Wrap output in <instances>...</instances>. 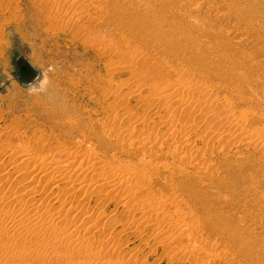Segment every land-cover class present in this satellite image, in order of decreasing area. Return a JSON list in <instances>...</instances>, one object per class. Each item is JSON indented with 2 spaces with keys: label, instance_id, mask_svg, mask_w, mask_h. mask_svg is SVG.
I'll use <instances>...</instances> for the list:
<instances>
[{
  "label": "rangeland",
  "instance_id": "1",
  "mask_svg": "<svg viewBox=\"0 0 264 264\" xmlns=\"http://www.w3.org/2000/svg\"><path fill=\"white\" fill-rule=\"evenodd\" d=\"M154 1L156 0H120L121 3L118 2L120 6L122 7V3L124 4V8L122 7L123 11L120 10V19L123 21H121V25L120 23H117L118 27L115 24L112 25V27L111 25L110 27L105 25L104 28H100L101 23L97 21L96 18L101 15V12L98 10L97 12L93 9H90L91 11H89L88 9V13H91V17L93 18L91 19V17H87L84 10L82 12V8L77 9L74 7V10L69 1H67L69 3L65 1L67 3L66 4L64 3V0H56V2L55 0L54 2L53 0L52 2L51 0H0V164H2L3 161V164L7 163L9 159L8 152L5 151L6 149L4 148L7 145L6 139L9 134V137L13 138V140H10H12L15 145L20 144L24 147H31L32 145L33 148H36L37 146L39 147L38 144L42 142L44 144L43 149H45V152L48 153L55 152L57 148V151L63 149L64 151L62 152H69V154L71 152L75 154L80 152L78 157L82 160L78 158L77 164L83 161L81 163L83 168H88L87 166H89L94 160L97 162L101 161V163L105 165H102L103 167H106L108 164H111V167L112 165L113 167H116L117 164V167L137 165L143 168L145 164V169L158 167V170H162L164 173V177H152L154 182H156L155 185L158 189L164 182L166 175L169 174L168 172H171L170 170H172V167H178V165L181 166V164L186 166V168L188 167L184 160L179 159L181 155L178 157L175 156V153L179 150H183V147L187 149L186 145V147L180 145L182 144L181 141L184 139L182 136H184L186 132L193 131L189 134L191 136L193 135L192 137L194 140L199 137L196 141H194L195 143L197 142L199 151L197 154L193 151L192 153L194 156L199 155L200 150L202 152L201 156H204V154L207 153L206 148H204V150L200 149V147H205L203 144L204 140L201 137L204 133H206L204 130L212 129L215 121L210 115L214 114L216 109L218 111H222L221 109L226 110V107L228 106V108L233 107L232 109L235 107L234 110L238 112H245L247 110L249 113L256 112L255 116L247 121V125L251 127L260 126V128L264 126V23L258 22L249 13H246L249 20L247 17L246 21L239 18L238 13L240 11H237L236 6L230 8L227 1L224 3L220 0H210L205 3H201V0H190V2L189 0H166L169 2L170 8L173 12L179 14L180 16L183 13L185 14V20L179 18L174 19L173 14H171L173 12H170L169 9L162 10L161 18H163V14L165 18L167 15H169V17L167 16L166 19L160 18L158 21L156 18L151 17L153 9L152 6L155 5ZM58 4L63 5L61 7H64L66 4L64 8L59 7L62 9H60L61 13L59 12ZM57 9L59 13L57 12ZM155 9L160 8L156 6ZM78 11L84 14H81ZM167 11H169V14H167ZM75 13L79 15L77 16ZM149 13L150 16H148ZM259 14L260 13H258V15ZM83 15L85 16L83 17ZM139 16L145 17L140 18ZM76 19H78L79 23ZM131 23L133 25L135 23L156 24L153 28L154 32L162 30L167 32L168 36L163 40H159L154 37L152 38L155 40L145 39L135 33L137 31L135 30L137 25L133 26ZM96 24H99L98 29L96 28L98 27ZM84 25H86V27H84ZM115 45L119 50L115 48ZM20 46H24L29 50V59L37 67L42 68L47 75V83L42 85L40 84L41 86H36L35 91L31 94L27 92L25 86L22 85L15 76L14 61L15 58L22 53L19 49ZM116 53H119V55ZM140 59L141 61H139ZM143 61H147L145 62V65L142 64L144 67L140 66ZM49 65L53 66L52 71H47ZM159 69L162 70V73ZM203 81H206L205 83L209 85H206ZM176 83L181 84V90L178 88L180 87L179 84L177 89L176 87L173 88L172 85H176ZM184 83L187 84L183 85L185 88L190 85L192 86L193 89L191 90H194V93L193 91L191 92L194 95H190L186 91L185 93H187V95L184 93V87L182 86ZM200 83H204L201 85H204L205 89H203V86L199 88ZM211 84L214 88L210 87L209 91L207 87L211 86ZM194 85L195 87L197 86L196 88H198L199 91L194 87ZM170 87L172 89H166ZM194 88L199 92L198 94H195L196 90ZM174 89L178 92L181 91L179 92L181 98H179L178 92ZM203 91L205 93H202ZM155 92L158 95L155 94ZM168 92L172 94H168ZM210 93L211 95H213V93H217L218 95L220 94L219 96L214 94L215 96L213 95V99L215 97H219L221 100L223 98L224 99L222 102L219 101V103L218 99L213 101ZM166 94L168 96L172 95L173 97L171 96V98L174 101L175 98L177 100V97L180 100L183 98L187 100V97H189L188 101L185 99L183 100L187 104L190 100H192V102L190 101V104H188L189 106L187 104H183V100L180 104L177 101L174 103V101L170 99V97L168 98ZM150 95H155L156 98ZM164 95L167 99L164 98ZM194 97L197 98L194 99ZM201 97L205 98L203 99L205 100L204 103H202ZM163 98L167 101L169 99L171 103L170 101L164 102L169 103L170 105H172L173 102L174 106H169V104H166L168 105L166 106L161 100ZM199 98L201 99V102L199 101ZM155 100L157 102H155ZM196 100L203 105H198L199 103H197ZM226 100L229 102L225 103L224 101ZM213 102H216L215 105ZM194 104H197V107H195ZM210 104L215 107H210ZM177 105H179L180 109H178ZM191 106L195 107L198 111L194 108L192 109ZM168 107H171L172 109H169ZM183 107L186 108L183 110ZM190 107V111L192 112L195 110V113L197 111L198 115L197 113H192L191 115V112L188 109ZM204 107L206 110H204ZM219 107L221 109H219ZM240 108L241 111L239 110ZM176 109L178 110L177 112ZM185 109H188L189 112L186 110L187 113H185ZM208 109L210 111L212 110V112L209 113L207 111ZM200 110L203 111V113L200 112ZM204 111L205 113L206 111L208 112V114L206 113L207 116L203 115ZM199 114H202L201 118ZM189 115L192 116L191 118H193L195 122H192L194 120L189 118ZM197 116H199V118H196ZM258 116L263 118H258ZM118 117H120L119 120ZM209 117H212L213 120H210ZM155 118L157 120H155ZM202 118L204 121L201 120ZM206 118L210 120L211 127H206V124H210L209 121L207 123ZM115 119L118 120V123ZM153 119L156 122L158 121L159 126H157L158 124H156ZM171 119H174V121ZM165 120L168 122L165 123ZM173 122L174 125L172 124ZM146 123H148L146 125L147 128H144ZM196 125L198 127H196ZM112 129L114 130L112 131ZM147 130L149 131L147 132ZM201 130H203V133H201ZM196 136L197 138H195ZM119 137L121 138L119 139ZM175 141H178V144L182 148L180 146H175L177 145L175 144ZM1 144L5 146H2ZM24 144H26V146ZM143 147L146 148L142 149ZM1 149L5 150L3 151ZM139 150H141L142 153L138 152ZM92 151L96 152L98 157L96 156L95 159L91 160L87 156H89V153ZM6 152L7 154L4 155ZM80 154L81 156H79ZM143 155L146 157L145 159ZM149 155L151 158H149ZM247 156V159L242 161L239 165L233 163L231 166L225 165L221 168L222 174L226 175H223L226 182H220L219 186L222 189L215 184L212 192L214 194H218L217 196L220 198L227 197L228 200L233 201L235 208H240L241 205L242 208L246 207V210L250 212L248 213L250 217L264 219V167L258 161L256 156ZM152 157H154V159ZM175 159H177V161H175ZM87 160H90L91 162H88ZM84 161H87L88 163H85ZM126 163H128V165ZM150 164H154V166H151ZM161 165L166 169L169 167V170L165 171L166 169L162 168ZM110 166L108 165L109 170L111 168ZM187 169L190 170L191 166ZM15 176V173L12 174V177ZM224 178L223 180H225ZM257 184H259V186H257ZM254 185H256V187ZM217 186L222 192L215 189ZM164 190V193H170L169 190ZM81 197L78 194L74 197L75 199L71 197L69 202H85L83 206L86 209H90L89 214L92 216L91 218H95V215L97 217V214L103 210H106L108 213L115 212V208L118 207H116L117 204L115 205V203H105L97 198H93L92 202L88 204V199L82 200V198L85 199L86 195H83L82 198ZM77 198H81V200H78ZM97 201H99V204L95 203ZM83 206L78 213L79 224L80 221L87 218L84 217L83 212L85 209ZM90 207H93L94 209ZM227 210L235 212L232 208ZM118 214L120 215V213ZM121 216L126 218L124 213L121 214ZM105 220L106 219H104V222ZM102 224L100 225L101 228L108 227L106 226V222L103 225ZM62 226L64 225H60V228H63ZM111 230L113 234L116 233L117 235L118 233L120 234L121 227L118 226L117 231H115V227ZM95 233L97 234L98 231H95ZM42 235L43 234H39L36 237L38 238L37 240L41 242H38V244H41L39 247L41 251L37 249V244L35 242H33L35 245H33V243H25L22 244L23 246L21 245L24 249L21 248L22 250H20L22 254L24 252L23 255H25L26 258H18L17 256H12L10 253L9 254L11 256L5 252H1L3 254L0 256V264H60L57 256H55L57 254L52 251L53 249L51 250L52 247L48 246V249L45 248L44 250V244H42V240H40L43 238ZM48 235L50 234H47V236ZM151 235L152 239L149 241L150 246L147 247L145 245H140L139 242L134 244L136 247L139 244V248L143 249H138V254L139 256L143 255L142 260L146 264H206V261L203 258L195 257V259L194 257H191L190 253L188 254L184 251L182 252V250L176 254L164 253L161 248L152 252L150 249L155 247L156 234L153 233ZM118 237L122 238V240H126V237L121 234L120 236L118 235ZM161 237L167 238V234L162 233ZM8 243L13 244L15 242H10L9 240ZM177 246L181 247L183 245L179 243ZM30 253H32V255ZM37 254H41V256L38 257ZM6 255L8 256L6 257ZM5 257L7 258V261ZM61 263L63 264V262Z\"/></svg>",
  "mask_w": 264,
  "mask_h": 264
},
{
  "label": "bare ground",
  "instance_id": "2",
  "mask_svg": "<svg viewBox=\"0 0 264 264\" xmlns=\"http://www.w3.org/2000/svg\"><path fill=\"white\" fill-rule=\"evenodd\" d=\"M65 1L66 2L69 1L71 6H73V8L74 7L77 9L82 8V12L84 10V13H86L87 17H89V18L91 17V13H88L89 11H91L90 9H93L96 11L98 10L99 12H101V15L97 16V18H96V20L101 23L100 28H104L105 25H107L108 27H110V25H111V27H112V25L116 24V26H117V23H120V25H121V23L123 22L120 19V10H122V7L124 8V4L122 3V7H121L120 4L118 3V2H120V0H64V3H66ZM207 1L209 2L210 0H201V3H205ZM220 1H222L224 3L227 1L228 6H230V8L236 6L237 11H240L238 13L239 18H242L246 21V17H247L246 13H249L258 22L264 23V0H220ZM51 2H52V0H51ZM53 2H54V0H53ZM55 2H56V0H55ZM69 2H67V3H69ZM189 2H190V0H189ZM154 3L160 9H155L156 6L153 5L151 17L156 18L158 21L162 17V10H169L170 9V12L171 11L173 12V10L170 8L169 2L166 0H156V1H154ZM66 4H65V6H66ZM77 5H79L80 7ZM56 6H57V4H56ZM61 6H63V5H59L58 8ZM215 6H216V3H215ZM64 7H61V8H64ZM189 7H190V5H189ZM61 8H59L60 13H61V11H60ZM75 8H74V10H75ZM88 9H89V11H88ZM139 9H141V8H139ZM143 9H146V8H143ZM71 10H72V7H71ZM188 11H190V10H188ZM57 12H58V9H57ZM78 12L81 14H84L80 11H78ZM167 12H168L167 14H169V11H167ZM66 13H68V12H66ZM77 13H75V14L77 15ZM258 13H260V14L258 15ZM96 14H98V13H96ZM171 14H173L174 19L179 18V19L185 20V14L184 13L181 16L179 14H176L175 12H173ZM220 14H222V13H220ZM58 15H60V14H58ZM138 15H139V13H138ZM84 16L85 15H83V17ZM148 16H150V13L148 14ZM167 16L169 17V15H167ZM167 16H166V18H167ZM139 17L142 18L145 16H139ZM164 18H165V16L163 14V18H161V19H164ZM91 19H93V18L91 17ZM247 19H248V17H247ZM76 20L78 21V19H76ZM84 21H85V19H84ZM91 21H93V20H91ZM124 21H125V19H124ZM78 23H79V21H78ZM131 25H133V24L131 23ZM135 25H137V27L135 29L137 31L136 32L134 30L133 31L145 39L149 40V39H153L152 37H154L156 39L163 40L164 38H166L168 36V33L164 32L162 30H157L154 32L153 28L156 26V24L135 23L133 26H135ZM97 26L98 27H96V26L95 27L98 29L99 24ZM127 26H128V24H127ZM191 26H192V24H191ZM84 27H86V25H84ZM79 29H80V27H79ZM94 40H95V38H94ZM120 40H122V39H120ZM153 40H155V39H153ZM110 41H109V43H110ZM112 42H113V40H112ZM106 45H108V44H106ZM164 45H166V44H164ZM112 48H111V50H112ZM115 48H117L116 45H115ZM164 48H165V46H164ZM19 49L23 53V54L21 53L19 55H24L27 59H29V56H28L29 50L27 48H25L24 46H20ZM139 51H140V49H139ZM125 52H126V50H125ZM116 54L119 55V53H116ZM195 58H196V56H195ZM146 60H147V58H146ZM139 61H141V59ZM205 61H207V60H205ZM145 62H147V61L141 62L140 66H143L142 64L145 65ZM146 66H147V64H146ZM37 68H39L41 73H42V68H40V67H37ZM155 69H156V67H155ZM150 70H152V69H150ZM160 72L162 73V70H160ZM41 73H40V75H41ZM15 76L17 78L16 68H15ZM40 78H41V80L44 79V77L42 75L40 76ZM17 80L19 81L18 78H17ZM162 82H164V81H162ZM169 83H170V81H169ZM192 83H194V82H192ZM204 83H200L199 88H201V86H203V89H205L204 85H201ZM40 84L41 83L38 82L36 84V86H38ZM178 84H179V86L181 85L180 83H176L177 86L172 85L173 88L176 87V89H177ZM22 85L26 86V84H22ZM183 85H187V84L184 83V84H182V86ZM206 85H209V84H206ZM194 87H195V85H194ZM210 87L214 88V86H212V84H211V86L207 87L209 91H210V89H209ZM178 88H180L179 90H181L182 87L180 86ZM166 89H172V88L170 87V88H166ZM176 89H174V90H176ZM191 89H193L191 85L186 87V88L185 87L183 88L184 93L186 91L188 94L192 95L194 93V90H191ZM196 89H198V88H196ZM174 90H173V93H174ZM191 91H193V93ZM198 91H199V89H198ZM198 91L196 90L197 93L195 92V94H198L199 93ZM214 91H215V89H214ZM176 92H178V91L176 90ZM179 92H181V91H179ZM179 92H178V94H179ZM187 93H185V94L187 95ZM202 93H205V92L203 91ZM211 93H210V95H211ZM155 94H157V93L155 92ZM168 94H172V93L168 92ZM214 94L215 93H213V95ZM210 95H208V96H210ZM213 95H211L212 99H213ZM215 95H218V94L216 93ZM150 96L155 97V95H150ZM166 96L168 98L170 97V99H172L171 98L172 95L168 96L166 94ZM166 96L164 98H166ZM201 96H202V94H201ZM205 96H207V95H205ZM197 97H199V96H197ZM197 97H194V99ZM179 98H181L180 94H179ZM179 98L177 97V100L175 98V101L179 102V104H180V103H182V100L185 98H183L181 100ZM146 99H147V97H146ZM163 99H161L162 102L167 101V100H165V99L163 100ZM203 99H205V98H202V103H204V101H205ZM212 99H211V101H212ZM215 99L216 100L218 99V103H219V101L222 102V100L224 98L221 100L219 97H217V98L215 97L213 99V101ZM188 100H189V97H187L186 101H188ZM168 101H170V100L168 99ZM175 101H174V103H175ZM190 101L192 102V100H190ZM190 101L188 104H190ZM199 101L201 102V99ZM208 101H206V102H208ZM259 101H258V103H259ZM155 102H157V101L155 100ZM184 102H183V104H187L186 102L185 103ZM224 102L226 103L229 101L226 100ZM164 103H165V105L169 104L166 102H164ZM164 103H163V105H164ZM170 103H171V101H170ZM197 103H199V102L197 101ZM202 103L201 104L199 103L198 105L202 106L203 105ZM213 103H211V104H213ZM215 103H214V105H215ZM158 104H159V102H158ZM211 104H210V107L213 106V105L211 106ZM223 105H225V104H223ZM166 106H168V105H166ZM169 106H174L173 102H172V105L169 104ZM177 106H178V109H180L179 105H177ZM194 106L197 107V104L196 105L194 104ZM205 106H207V105H205ZM216 106H217V104H216ZM191 107L188 108L189 111L191 110ZM195 107H192V109L193 108L195 109ZM213 107H215V106H213ZM220 107H219V109L222 108V107L221 108ZM184 108H186V107H183V110H184ZM226 108H225L226 110L221 109L222 111H218L216 109V112L214 114H212V115L209 114L210 116H212L214 118L215 123L213 124V127L210 130H204L205 127L203 128L204 132L206 131V133H204L201 138H203V140H204L203 144L205 147H203V148L200 147V149H202V150H204V148L207 149V153H205L204 156L203 155L201 156V153H202L201 150H200L199 155L194 156V154L192 153L193 151L196 152L195 154H197V152H199L198 151V144H197V142L196 143L194 142L199 137L197 138V136H196L195 138H197V139L194 140L192 137L193 135L191 136L189 134V133H192L193 131L186 132L184 134V136H182V134H181V136L184 139H183V141L180 140L182 142V144H180V145H183V146L186 145L187 147L186 146L185 147L187 149H185L183 147V150H181V151L179 150L177 152L175 151L176 152L175 156L178 157L179 155H181L180 156L181 158L179 157V159L184 160L186 162V164L188 165L187 168H189V166H191V169L190 170L187 169L186 166H183L182 164H181V166H183V167H181L179 165H178V167H176V166L174 168L172 167V170H170L171 172H168L169 174L166 175L164 182L162 184L159 183L161 185H160V188H158V189H157V186L155 185L156 182H154V180L152 178L153 176H159L160 178L162 176L164 177V173L162 172V170L161 171L158 170V167L157 168H154V167L151 168L149 166L150 168H147L148 169L147 170V169H145L146 164L143 168L141 166H137V165L136 166H129V167L128 166L126 167L124 165L125 167H122V166L117 167V165H118L117 164L116 167H113V165H112V167H113L112 168L110 166L111 164L106 163L111 167L109 170L108 165L106 167H103L105 165H103L100 160H99L100 162H97L95 160L91 162L90 160L89 161L87 160L88 162H91V164L89 163L90 165L87 166L88 168H85V167L83 168V166L81 165V163L83 161H81V163L77 164L78 158L81 159L80 157H78V154L80 152L77 154L71 152L69 154V152L68 153L62 152V151H64L63 149L57 151L58 148L57 149L55 148L56 149L55 152L48 153V152H45V149H43L44 144L42 142L40 143L41 145L38 144L39 147L37 146L36 148H33L31 144H30L31 147H27L26 144H24L26 146V147H24L23 145L21 146L19 143H18L19 145H15L12 141L13 138H10L9 134L7 132V134H8L7 139H6L8 141V143L6 141L7 145L5 146V145L1 144L2 146H5L4 148L6 150L5 149L4 150L8 152L9 159H8L7 163L3 164L4 161L3 162L1 161L2 164H0V256H1V254H3L1 252H5L7 254H9V253L12 254V256L13 255L15 257L17 256L18 258H24L25 257V255H23L24 252H23V254L21 253V250L24 249V247H21V245L25 244V243L28 244V243H33V242H35L37 244L36 245L37 249L41 251V249H39L41 244H38V242H40V241L37 240L38 238H36V237L39 234L40 235L43 234L42 235L43 238L40 240H42V244H44V250L48 246L52 247L51 250L53 249L52 251H54L57 254L55 256H57L58 262L60 264H62L61 262H63V264H146L142 260L143 255L141 254L142 256H139L138 249L143 250V249L139 248L140 245H145L147 247L150 246L149 241L152 239L151 234L155 233L156 234V237L154 235V237L156 239L155 245L153 244L155 247H153L152 249L149 248L152 252L157 251L161 248L164 251V253L176 254L177 252L182 250V252L184 251L188 254L190 253L191 257L203 258L206 261V264H264V219H258V217L257 218L250 217V215H248V213H250V212L248 210H246L247 208L245 206H243L245 208H242L241 207L242 205L240 206V208H235L233 201L228 200L227 197L220 198L219 196H217L218 194H214L212 192V190L215 187L214 186L215 184L219 186L220 182H222V181L226 182V179L224 178V176H226V175L222 174V172H221V170H222L221 168L225 165L231 166V165H233V163H236L239 165L242 161H245L247 159V157H248L247 155H253V156H256L258 158V161L264 167V126L262 128H260V126L259 127H251V126L247 125V121L250 118L254 117L256 112L255 113L254 112L249 113V112H247L248 110L244 112V111H241V108L239 109L241 112H238V111L234 110L235 107H234V109H232L233 107L228 108V106ZM169 109H168V112H169ZM188 109H185V111L186 110L188 111ZM198 109H199V107H198ZM195 110H197V109H195ZM195 110H193L192 112L190 111L191 115H192V113H195ZM204 110H206L205 107H204ZM177 111L178 110L176 109V112ZM187 111L185 113H187ZM197 111H196V113H197ZM207 111L209 113L212 112V110L210 111L209 109ZM207 111H206V113L208 114ZM172 112H174V111H172ZM200 112L203 113V111H201V110H200ZM213 112H214V110H213ZM181 113H183V112H181ZM206 113L204 111L203 115L207 116ZM188 114H190V113H188ZM130 115H129V117H130ZM173 115H171V116H173ZM191 115H189L190 117L189 116L188 117L191 118L192 117ZM197 115H198V113H197ZM201 115H200V118H201ZM212 117H209V119L213 120ZM260 117L261 116H258V118H260ZM119 118L120 117H118V120H119ZM134 118H135V116H134ZM140 118H138V119H140ZM180 118H181V116H180ZM196 118H199V116H197ZM203 118L201 120L204 121ZM261 118H263V117H261ZM174 119H171V120L174 121ZM191 119H193V118H191ZM118 120H116V122ZM155 120H157V119L155 118ZM155 120H154V122H156ZM210 120L207 119L206 120L207 123H208V121L210 122ZM261 120H263V119H261ZM128 121H129V119H128ZM196 121H197V119H196ZM133 122H134V119H133ZM167 122L165 120V123H167ZM192 122H195V120ZM199 123H201V122H199ZM199 123H198V125H199ZM147 124L148 123L145 124L144 128H147L146 127ZM156 124H158V121L156 122ZM172 124L174 125V122ZM205 124H206V122H205ZM154 126H155V124H154ZM157 126H159V124ZM207 126L211 127V122L209 125L206 124V127ZM131 127H132V125H131ZM164 127H165V124H164ZM196 127H198V126L196 125ZM114 128H116V127H114ZM168 128H169V126H168ZM190 128H191V126H190ZM206 129H209V128H206ZM113 130L114 129H112V131ZM191 130H193V129H191ZM203 130H201V133H203ZM115 131H117V130H115ZM142 131H144V130H142ZM148 131L149 130H147V132ZM155 131H157V130H155ZM207 131H209V132H207ZM106 133H107V131H106ZM134 134H136V133H134ZM142 134H143V132H142ZM196 135H197V133H196ZM199 135H200V132H199ZM10 136H12V135H10ZM12 137H14V136H12ZM120 138L121 137H119V139ZM10 139H12V140H10ZM43 142H45V141H43ZM135 142H137V141H135ZM124 143H127V142H124ZM178 143L179 142L177 141L175 143L177 145H175V146H180ZM107 144H109V143H107ZM128 144H130V143H128ZM196 144H197V146H196ZM126 146H129V145H126ZM106 147H108V146H106ZM144 148H146V147H143L142 149H144ZM1 150H3V149H1ZM65 150H66V148H65ZM141 150H139L138 152L142 153ZM53 151H54V148H53ZM67 151H68V149H67ZM7 152L4 155H6ZM92 152L89 153L91 155V156L89 155L90 157L87 156L91 160L95 159L96 156L98 157L96 152H94V151H92ZM162 152H164V151H162ZM85 154H87V153H85ZM92 155H93V157H92ZM79 156H81V154ZM84 158H85V156H84ZM145 158L146 157L144 156V159ZM149 158H151V156ZM152 158L154 159V157H152ZM232 158H234V159H232ZM85 160H86V158H85ZM249 160H251V159H249ZM175 161H177V159H175ZM172 163H173V161H172ZM126 164L128 165V163H126ZM161 164H163V163H161ZM86 165H88V164H86ZM151 166H154V164ZM120 167H122V168H120ZM162 168H165V167L162 166ZM170 169H171V167H170ZM167 170H169V167L165 171H167ZM263 170H264V168H263ZM146 171H148V172H146ZM91 172H93V173H91ZM14 173L16 176L12 177V174H14ZM23 177H25V178H23ZM223 178L225 180H223ZM226 185H228V184H226ZM218 186L215 189L217 191L219 190V192H222L221 191L222 188L219 186L221 188L220 189ZM254 186L256 187V185H254ZM257 186H259V184H257ZM164 189L169 190L170 193H168V194L164 193V191H165ZM259 191H260V189H259ZM78 194L80 195V197H81V195H82V197H83V195L84 196L86 195L87 198L86 197H85V199H83L82 197L81 198H82V200L88 199V201H89L88 204H90V202H92L93 198H97V199H99L105 203H108V202L115 203V205L117 204L116 207L118 206L119 208L118 207H117L118 209L115 208V212H112V213H108L106 210H103L100 213L97 212L98 213V214L96 213L97 217L95 215V218L94 217L91 218L92 216H90V214H89L90 209L88 208L87 204H86V206L89 209V211H88V209H86L83 206V204L85 202L84 203H80V201H77L76 203H75V201L71 202V203L69 202L71 197L74 198ZM252 196H253V194H252ZM81 198H79V199L77 198V199L81 200ZM98 202L99 201H97L95 203H98ZM82 206L86 210V211L84 210V212H83L84 217H87V218H85V219L83 218L84 220L80 221V224H79L78 223V221H79L78 220L79 219L78 213L82 209ZM90 208H93V207H90ZM99 208H100V206H99ZM229 208H232V210H234L235 212H231V211L227 210ZM103 209H105V208H103ZM118 213H120V215ZM123 213L125 214L126 218L121 216V214H123ZM88 216L90 217V219ZM92 219H94V220H92ZM104 219H106L105 222L107 224L106 226H108V227H106L104 225L106 228L102 227L103 228L102 229L100 227V225L104 222ZM77 223L79 224V226ZM89 223H91V224H89ZM60 225H64V226H62L63 228H60ZM118 226L121 227L120 234L122 236H125L126 240H122V238H119L118 237V235L120 236L119 233L116 235V233L113 234V232H111L112 231L111 229L114 227L116 229L115 231H117ZM95 229H97V230H95ZM95 231H98V233L96 234ZM162 233H166L167 238L166 237L162 238L161 237ZM47 234H50V235L47 236ZM9 240H10V242H15V243L10 244V243H8ZM136 242L140 243V245L138 244L139 246L137 245V247H136V245L134 246V244ZM179 243H181L183 246H181V247L177 246V244H179ZM33 245H35V244L33 243ZM30 254L32 255V253H30ZM7 256L8 255H6V257ZM37 256L39 257V256H41V254H37ZM42 257H40V258L43 259ZM6 261H7V258H6Z\"/></svg>",
  "mask_w": 264,
  "mask_h": 264
},
{
  "label": "water",
  "instance_id": "3",
  "mask_svg": "<svg viewBox=\"0 0 264 264\" xmlns=\"http://www.w3.org/2000/svg\"><path fill=\"white\" fill-rule=\"evenodd\" d=\"M16 75L22 84L31 83L41 71L24 55H18L15 59Z\"/></svg>",
  "mask_w": 264,
  "mask_h": 264
},
{
  "label": "clouds",
  "instance_id": "4",
  "mask_svg": "<svg viewBox=\"0 0 264 264\" xmlns=\"http://www.w3.org/2000/svg\"><path fill=\"white\" fill-rule=\"evenodd\" d=\"M52 70H53V66L49 65L47 68V71H52ZM41 75L44 77L43 80H41V78H40ZM41 75H38L31 83H29L28 85L25 86V88L29 94H31L33 91H35V86L38 82L41 84L47 83V75L43 71V69H42Z\"/></svg>",
  "mask_w": 264,
  "mask_h": 264
}]
</instances>
